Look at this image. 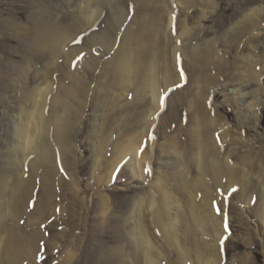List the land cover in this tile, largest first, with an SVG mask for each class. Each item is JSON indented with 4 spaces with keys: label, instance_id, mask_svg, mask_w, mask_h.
I'll use <instances>...</instances> for the list:
<instances>
[{
    "label": "rangeland",
    "instance_id": "1",
    "mask_svg": "<svg viewBox=\"0 0 264 264\" xmlns=\"http://www.w3.org/2000/svg\"><path fill=\"white\" fill-rule=\"evenodd\" d=\"M38 1L42 0H0V181L5 175L11 174L17 162L20 161L21 166L20 177L15 180L12 176L6 183L8 190L6 194L0 193L1 240L5 235L1 231L2 226H10L16 222L12 214L13 207L9 205L13 194L18 196L14 188L15 182L18 184L21 177L26 175L24 164L28 165V161H33L31 156L25 160L22 151L17 149L20 139L13 125L15 121L21 122V108L26 105L23 95L28 89L38 85V77L44 73L43 64L50 59L44 55L45 53L34 51L36 31L31 26L32 13L38 8L48 9L47 13L50 16L48 19L57 18L67 25L72 12L81 11L87 3V0H49V6L43 4L42 7H36L35 3ZM169 1L171 13L167 17L171 20L170 27L172 28L177 21L179 29L175 38L171 40V48L167 47L169 53L166 51V56H162L164 52H160L157 60L156 88L162 96L160 101L162 108L160 111L155 110L158 115L155 119L160 120L165 112L170 111L168 117L170 116L171 120L167 128H160L161 125L152 121L150 123L149 130L152 134L150 133L148 141L142 144V149L146 150L151 159L150 166L137 174L131 167L132 154L125 156L120 163L112 157L113 146L118 138L131 129L135 131L141 129L138 124H142L147 118L143 119L140 115L149 114L140 103L143 94L136 92V84L130 82L123 84L121 80L115 86L105 84L108 81L107 67L112 62L110 59H113L112 52L124 47L127 42L129 44L130 27L137 29L141 23L143 13H139L135 18V3L130 2V7L126 8V17L119 23L120 26H117L119 29L112 37L114 40L111 44L95 42L92 47L90 46L99 68L94 83L90 85L84 112L80 119L77 117L79 125L72 134L76 147L73 154L75 159H70L74 156L69 158L71 176L66 169L67 175L75 179L73 185L80 191L82 203L80 224L78 228L71 230L78 236L76 257L74 255L72 258H60L59 253L67 252L68 247L72 246L71 236L68 235L66 244L59 249L57 248L61 243H64L63 238L58 240V244H55L54 240L49 242L50 248L43 240L38 244L39 247H28L27 258L22 259L20 264H205L207 260L213 264H264V63L257 65V76H247L240 72H237L236 76L232 73L224 75L225 70L223 67L220 68L222 62L227 61L230 67L234 64L230 61L241 64L247 58L256 61L264 57V0H194L193 4L190 3L191 0ZM110 3L111 0H102L99 11L102 13L103 9L107 8L106 11L110 9ZM255 8L260 13L257 18L254 17L253 25L251 24L248 32L256 38L249 39L242 47L249 33L238 34L243 26L239 22L245 14ZM91 27L86 29L83 35L90 36L98 29V26ZM235 41H240L241 46L235 45ZM207 43L215 46L216 56L213 55L210 63L203 58L204 61L198 62L197 67L211 73V78L209 81L202 80L199 84H193L191 73H194L195 69L193 63L189 62V51H192L190 48L197 45L196 51L203 55V48ZM175 46L181 49L178 51L177 59L174 58V63L172 50ZM72 47L68 45L66 50ZM228 56L230 61L227 60ZM171 66L176 67L175 83L167 81ZM50 80L51 78L48 79V83ZM48 83L43 84L45 89L48 88ZM167 83L170 84L168 91L165 92ZM150 89L152 90L149 88L146 92L147 100L152 96ZM179 91L182 92L175 96L176 100L179 98L181 100L178 101L179 106L175 107L176 116L173 118L172 111L167 110L165 105L169 96ZM196 91L200 94L199 100L206 103L207 109L212 112L210 117L214 116L213 119H217V126L221 124L218 130L216 129L217 132L215 131V137L218 144L224 148L222 154L224 158H227L229 165L238 171V175L224 179L221 184L217 185L215 181H211L212 207H210L216 218L212 217L214 228L211 227L209 231V243L213 244L212 247L215 249L211 250L209 258L191 257L187 260L179 258L177 256L179 252L169 257L167 252L170 250L181 249L174 248L161 237L153 223L154 209L145 207L144 215L146 214V223L151 234L149 240L157 251L148 258H137L134 252L135 236L129 232L130 229L136 228V220L130 219L134 213L132 211L134 200L145 194L152 197V201L158 198L159 179L167 180L166 186L173 195L180 198L174 187V183L179 179L175 165L181 159L186 167H190L188 163L190 161H186L181 154L183 147L178 151L171 147L169 151H164L162 146L172 138L182 142L180 146L189 140L186 131L196 125L195 119L192 121L189 100ZM60 109L62 110V107ZM149 116L150 120L153 114ZM62 117L60 115L54 121L60 122ZM135 135L131 134L129 137L133 138ZM103 136L111 137L108 141L112 143L106 148L99 147ZM189 169L186 168L184 176L187 180H191L195 173ZM62 171L65 175V170ZM175 177L178 179L173 180ZM103 197L108 199L110 205L106 216L102 214V211H105ZM179 203L182 204L181 201H177L173 211L175 216ZM27 207L33 209L34 205L28 204ZM33 218L34 221L37 220L38 215ZM60 226L58 225L59 229H69L66 224ZM32 228L33 225H30L29 229ZM58 231L51 230L50 234H56ZM182 231L178 229V233L184 238ZM203 236V228H200L198 237L204 242L206 238ZM183 245L185 246L184 243ZM8 246L6 242L0 243V264H12L6 260ZM113 247L121 248L120 253L112 255L110 252ZM128 250H133L132 256L121 258V254L127 253ZM159 251L163 253L162 256H159Z\"/></svg>",
    "mask_w": 264,
    "mask_h": 264
},
{
    "label": "bare ground",
    "instance_id": "2",
    "mask_svg": "<svg viewBox=\"0 0 264 264\" xmlns=\"http://www.w3.org/2000/svg\"><path fill=\"white\" fill-rule=\"evenodd\" d=\"M130 2L131 4L132 2L133 4L135 3V18L139 13H143L141 23L138 22L140 26L137 29L130 27L129 44L127 42V45L119 48L114 53L112 52L113 59H110L112 62L107 67V70H109L108 81L105 84L107 86L108 84L115 86L121 81L123 84L129 82L133 83V85L136 84V92L140 95L143 94L141 96L142 102H140L144 105L143 109L149 112V114L152 113L153 116L149 120V114L147 113L148 115L145 114L144 116V113H142L143 115H140V117H143V119L147 118V120L142 122V124H138L141 129H137L136 131L131 129L130 132L126 131L127 133L122 134L113 146L112 157L116 158L117 162H119L125 156L132 154L131 167L137 174L145 171L144 168L150 166L149 162L151 159L146 154V150L142 149V144L148 141L149 134L151 133L149 130L150 123L152 121V123L161 125L160 128H167L171 120V117H168L170 111L165 112L166 114L162 115L160 120L155 119L158 118L155 110L160 111L162 108L160 104L162 96L156 88V82H158L155 76L157 60L160 57L159 53H162V51L164 55H161L166 56L167 53L165 54V52L169 51L167 47H170L171 40L175 38L179 29L177 21L172 28L170 27L171 20L167 17L171 13L170 1L111 0L109 4L110 9L108 8L107 11V8L103 9L101 13L99 8H101L102 0H87L85 7L81 11L77 13L72 12L71 20L67 25L57 18L48 19L50 17L49 13H47L48 9H35L31 17V26L36 31L34 51L45 53L44 55L51 60L49 59L43 64L42 70L44 73L39 75L38 85L28 89L23 95L26 105L21 108V122L15 121L13 125L20 139L17 149L22 151L25 160L31 156L33 161H28V165L24 164L26 175L21 177L18 184H16V181L14 187L18 196L13 194L12 200L9 202L11 203L9 205L13 207L12 214L16 222L11 224L14 226L4 225L1 228V231L5 235L3 234L2 240L0 238V243L3 241L9 244V252L6 256L8 263L20 264L22 259L27 258L28 247H39L38 244L42 240L46 241V245L49 246V242L52 240H54L55 244H58V240L63 238L64 243H61L57 249L62 248L69 239L68 235L71 236L70 245L72 246L68 247L67 252L59 253L61 254L60 258H72L74 255L76 257L78 236L71 230L78 228L80 224L82 203L80 201V191L73 185L75 179L70 178L67 175V171L70 175L69 158L74 156L76 147L72 134L79 125L77 117L80 119L84 112L88 101L90 85L94 83V77L99 68L90 46L92 47L95 42H106L107 45L111 44V41L114 40L112 37L119 29L117 26L126 17V8L130 7ZM36 3V7H42L43 4L45 6L50 5L49 0H42ZM190 3L193 4L195 2L191 0ZM259 13V10L255 8L242 17L239 23L243 26L242 30L240 29L238 32L239 35L240 33L248 32V29L253 25L252 22L257 18ZM91 26H98V29L92 34L93 36L87 35L86 37L83 33ZM248 33L242 47L246 45L249 39L256 38L255 35H250V32ZM81 36L85 37L82 38ZM68 45L73 47L66 50ZM235 45L239 47L241 46V42L235 41ZM196 47L190 48L192 51H189V62L193 63L192 65L195 69L194 73H191L193 84H199L202 80H210L211 73L209 74L206 70L197 67V63L201 62L203 58L206 59V62L209 61L208 63H210L211 58L216 54L213 44L207 43L204 48L202 47L204 49V56L196 51ZM179 49L175 46L172 50L174 63L179 55ZM263 59L264 57L254 61V59L247 58V60H243V63L238 64L230 61L228 56L227 60L231 64H234L229 67L227 61L225 63L222 62L220 68L223 67L222 69L225 70L224 75L232 73L236 76L237 72H240L245 75L247 74V76H257V65L259 66L264 63V61L262 62ZM175 68L171 66V70H168L167 81L170 83L177 82L174 72ZM49 78L51 80L48 83ZM46 83H48L47 89L43 86ZM170 83L166 84L165 92L168 91L167 88ZM149 88H152V90L150 89L152 96L151 99L147 100L146 92ZM197 91L193 93V98L189 100L191 115L193 117L192 121L194 119L196 121L195 127L186 131L188 132L187 136L189 140L183 143V146H180L182 142L174 138L165 142L164 145L162 144V150L164 151H169L170 147L178 151V149L183 147L184 150L181 154H183L186 161H190L188 162L190 163V167H186L181 162V159L175 165L179 179L177 177L173 179H178V182L175 181L174 187L177 189L180 198L173 195L170 188L166 186L168 184L167 180L159 179L157 181L158 198L152 201V197L150 198L145 194L134 200L132 209L134 213L130 216V219L136 220V228L134 230L130 229L129 232L135 236L134 241H136V246L134 252L137 258H148L157 251L149 240L151 234H149V226L146 223V214L144 215L145 207L154 209L153 223L159 230L161 237L169 245L181 249V251L177 249L170 250L169 253L167 252L169 257L179 252L177 256L183 259L186 258L187 260L191 257L209 258V253L215 249L212 247L213 244L209 243V231L214 226L213 221L216 218L214 217L215 213L211 209V181H215L217 185L221 184L224 179L235 177L238 171L236 168H232L229 165L228 159L222 155L224 148L218 144L217 137H215V131L216 129L218 130L221 124L217 126V119L214 120V116L210 117L212 112L210 109H207L206 103H202L199 100L198 96L200 94ZM180 92L182 91L173 93L166 101L168 102L165 105L166 109L172 111L173 118L176 116L175 107L178 105V101L181 100L180 98L176 100L175 95ZM181 95L179 96L181 97ZM60 107H62V110ZM60 115L63 117L60 122L56 123L54 120L59 118ZM107 119L109 120V118ZM131 134L136 135L131 138L129 137ZM110 138L101 137V145L99 147L106 148V146H109L112 143L108 141ZM70 159H75V156ZM26 166L28 168H25ZM186 168L195 171L190 178L191 180H187L184 177ZM63 169L65 170V175L63 174ZM19 170H21L20 161L16 163V167L14 166L10 175H5V177L1 178V194L4 195L8 191L6 190V183L11 180L12 176L15 177V180L20 177L21 172ZM103 198V208L105 211H102V214L106 216L110 205L108 199ZM177 201H181L182 204H178L175 216L173 211L175 210ZM28 204L34 205V208L30 209L27 207ZM23 208H26V210L24 211ZM36 215H38V218L34 221L33 216ZM46 215L47 217H45ZM212 217L214 218L212 219ZM27 220L30 221L27 222ZM61 224H66V227H69V229H59L58 225L61 227ZM30 225H33L34 228L29 229ZM200 228H203V238H206L204 242L198 237ZM178 229L183 230L181 233L184 234V238L183 235L178 233ZM51 230L59 231L56 234H50ZM120 249L113 247L110 253L112 255L118 254L121 251ZM129 251L127 253L123 252L121 258L132 256L133 250ZM162 254L160 252L159 256H162ZM65 261L67 260L65 259ZM205 264L213 263L207 260Z\"/></svg>",
    "mask_w": 264,
    "mask_h": 264
}]
</instances>
